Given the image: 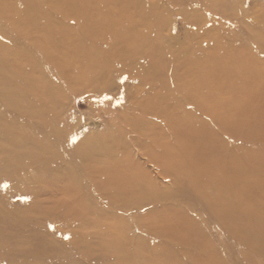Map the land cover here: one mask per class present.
Masks as SVG:
<instances>
[{"label":"rangeland","instance_id":"1","mask_svg":"<svg viewBox=\"0 0 264 264\" xmlns=\"http://www.w3.org/2000/svg\"><path fill=\"white\" fill-rule=\"evenodd\" d=\"M4 1L35 19L28 29L0 14L13 36L0 33V264H264V164L246 157L264 160V44L253 42L264 0ZM188 99L230 107L233 118L216 121L241 146L236 178L210 149L188 143L192 153L159 167L132 143L134 128L155 122L142 138L165 157L178 132L165 114L202 113ZM97 143L125 155L127 176L107 170L111 159L89 150ZM125 177L132 188L121 193Z\"/></svg>","mask_w":264,"mask_h":264},{"label":"bare ground","instance_id":"2","mask_svg":"<svg viewBox=\"0 0 264 264\" xmlns=\"http://www.w3.org/2000/svg\"><path fill=\"white\" fill-rule=\"evenodd\" d=\"M203 1H206L208 3L211 2V0H203ZM9 8V9H8ZM12 9V10H11ZM27 11V12H26ZM25 11V15L23 17H19L17 15V12L15 11L14 9V4L10 1L6 2L4 0H0V14L2 15L1 17L2 18H8L9 14H14L15 16V19L12 20V24H21L22 26L25 24V26L29 29V20L31 21L32 18L35 19L34 17L32 18H29V9H27ZM4 12L6 13V16H4ZM185 13V17L186 19L190 20H194L196 18H192V16H190L189 14V11L187 12H184ZM64 15V14H63ZM4 16V17H3ZM190 17V19H189ZM6 20V19H5ZM195 23V22H194ZM198 25L200 24V22H196ZM47 27V26H45ZM43 31L46 33V34H52L53 30L51 29V27H48V28H45L43 29ZM0 33L1 35L4 37V38H7V39H13V36H11V34L5 32L4 30H0ZM253 42H257L258 45H263L264 44V37H260L259 39L255 38ZM6 45L1 43L0 44V48H4ZM224 50V51H227V50H232V52L234 53V48L231 46V45H228V48H222L220 45L218 48H216V52L219 51V50ZM228 52V51H227ZM226 52V53H227ZM232 52H229V55H232L233 53ZM219 53V52H218ZM236 55V52L234 53ZM245 54H248L247 58H245V62L246 63H252L253 60L249 57L251 56L252 54L250 53H245ZM214 55H217V54H214ZM213 55V56H214ZM16 56L15 54L12 55V57L8 58V60H15ZM218 58V57H217ZM0 59H1V56H0ZM68 60V59H67ZM182 64L183 63H186V64H191V61L187 60V59H183L182 61ZM195 63V65L198 67V68H201L202 67V61H193ZM212 62V61H211ZM226 63H228L226 61ZM161 68V67H160ZM3 69V68H2ZM161 70V69H159ZM3 71V70H1ZM63 73V72H62ZM199 84H197L196 86L200 85V83H202V79L201 81L197 82ZM238 87V86H237ZM212 96V95H211ZM221 94H219L218 96H214V97H220ZM211 99H216V98H211ZM171 100V104L172 102L175 100V99H170ZM169 100V101H170ZM188 100H192L195 107L197 109H199L202 113L201 115H198V114H194L193 111H190V112H183L182 110V106L181 105H174L173 108L171 109V112L165 114V118L167 116L170 117H176V122L173 123L175 125V127L178 129V132H177V140L175 142H172V141H168V143L165 145V147H167V155L163 158H159L158 154L153 151L149 146H146V142L145 140L142 138V136L145 135L144 132L146 131H152L154 127V124H156L155 122H152V121H148V122H151L152 123V127H149L147 128V130L145 131V128L143 126H140V127H136L134 128V131H135V135L133 136V142L132 143H135V145H140L139 146V149L142 150V152H144L147 157H148V160L152 163H155L156 165H158L159 167L163 166V164L165 163L164 162V159L167 160V159H173V160H176L178 159L179 157H181L182 155H187L188 153H192V151H189L188 149V143L189 144H192L195 147H199V149L201 150H206L207 149H210V153L211 154H214V159L212 160L213 163H216V164H219V165H222L224 163H227L226 166V169H228V171H232L231 172V176H232V179L236 178L237 176V173L238 171L240 170V168L242 167L241 165V159H240V145H235L236 143H230L226 137L223 136V134H229V130L228 129L231 125H227L226 122L225 124H219L216 120H217V117H220L221 119H232L233 117V113H230L228 112L229 111V106H221L220 108L218 107L216 110H213L211 109V107L209 106V104L205 101V100H201L202 101V104L199 102V100L197 101L196 99H188ZM169 104V103H166V105ZM164 105V106H166ZM163 106V107H164ZM184 109V108H183ZM174 110V111H173ZM235 110V109H233ZM182 112V113H181ZM180 113V114H178ZM206 115V116H205ZM210 116V117H209ZM185 118H188V120H186ZM186 124H184V122ZM182 122L184 125H181V124H177V123H180ZM192 127V128H191ZM55 129V128H54ZM193 129V130H192ZM192 130V131H191ZM240 130V126H239V129L237 128L236 131H239ZM183 131V132H182ZM224 132L223 134H219V133H222ZM152 135V134H151ZM161 134L159 135H155L153 134L152 136H149L151 137V140H153V138H159ZM147 136V135H146ZM230 137H235V136H230ZM195 140V143H193V141ZM141 141H144V144H139ZM175 144V145H174ZM195 144V145H194ZM113 147H108L107 144L105 143H97V144H94L91 149H89L90 151L93 152V154H95V156H98V157H102L104 156L105 158H110L111 159V168L110 169H107V170H111V171H118L120 172L121 174H119V176H125L126 174H124L126 172V169L128 170V168H126L127 164L128 163H124L123 160L125 159V155H123V159L120 161L119 159L115 158L114 155H116V151H114L112 149ZM144 150V151H143ZM195 154V153H194ZM197 154V153H196ZM181 155V156H180ZM249 157L246 156L248 158V163L252 164L255 166V168L257 169V167L261 166L264 164V160H261V161H258L259 157L254 155V154H249ZM193 157V156H192ZM127 159H131L133 161V157H127ZM181 160V159H179ZM191 160V159H190ZM185 161V160H184ZM129 166H131L130 164H128ZM137 166H141V162L137 161ZM224 168V167H223ZM249 168V167H248ZM260 168V167H259ZM258 168V169H259ZM164 169V168H163ZM213 169V168H212ZM215 169H213L214 171ZM220 171V170H219ZM226 171V170H224ZM167 172V171H166ZM218 172V171H217ZM221 172V171H220ZM223 172V171H222ZM168 175V174H166ZM127 176V175H126ZM173 176V175H171ZM177 176V175H176ZM176 176L173 177L174 178H177ZM242 176V175H241ZM239 176V177H241ZM227 177V174L226 173H221V174H217V177H216V174H214V176H212V182L214 185H222L224 181V178ZM263 179V178H262ZM132 177L131 178H123L121 181H120V184H119V191L121 193H123V189H125L126 187L127 188H132V186L130 187V184L132 183L131 182ZM136 181V180H135ZM235 184L237 182H234ZM233 183V184H234ZM253 183L256 185V184H259V178L254 180ZM188 184V183H187ZM228 184V183H227ZM226 184V185H227ZM134 185V184H132ZM225 185V183H224ZM262 185V184H261ZM153 187V186H152ZM151 187V188H152ZM226 188V187H225ZM231 190V189H229ZM250 190V189H249ZM234 191V190H233ZM242 191V190H241ZM159 192V191H157ZM174 192V193H172ZM171 193L168 191L167 188H165L162 193L160 194L161 196H165L167 199L173 201L174 199H178V198H183V195L176 192V191H172ZM205 192H208V191H205ZM238 192V191H237ZM243 192V191H242ZM247 192V191H246ZM245 192V193H246ZM252 192V190H251ZM197 193V192H196ZM212 193V192H211ZM222 193V192H221ZM250 193V192H249ZM234 194V193H233ZM262 194V193H261ZM197 195L203 199V200H206L207 199V194H205L203 191L200 192V194L197 193ZM227 195V194H226ZM218 196V195H217ZM229 196V194H228ZM238 196V195H236ZM262 196V195H260ZM159 196H157L156 198H158ZM235 197V196H234ZM239 197V196H238ZM125 200L126 197L124 198ZM238 199V198H237ZM228 200V199H227ZM230 200V199H229ZM261 200V199H260ZM139 203H142L143 202V199L142 198H139L138 199ZM259 201V200H258ZM129 202V201H128ZM228 202V201H227ZM255 202V201H254ZM252 203V202H251ZM1 205V204H0ZM219 205V204H218ZM222 205V204H221ZM219 205V206H221ZM227 205V203L225 204ZM237 207V206H236ZM216 208V207H215ZM248 208V207H247ZM244 209V208H243ZM249 209V208H248ZM255 209V207H254ZM180 209H176V217H177V220L178 223L180 224H185V220L182 219V217L180 216L179 214V211ZM230 210V209H229ZM235 211V210H234ZM239 211V210H238ZM252 211V210H251ZM0 212L3 213V210L1 209L0 207ZM247 212V211H246ZM229 214V213H228ZM234 214V213H233ZM4 215L0 213V224L2 223V218L1 216ZM224 216V215H223ZM248 217V216H247ZM10 221V220H9ZM229 223V222H228ZM176 226V225H175ZM221 227V226H220ZM171 230H174V228H171ZM170 230V231H171ZM165 238H169L167 236H165ZM169 240H172V239H169ZM2 241V240H0ZM3 242V241H2ZM202 245L203 244H206L205 242L201 241ZM205 248V252L207 253L209 250H207V246H204ZM168 251L169 248L167 249ZM171 252V251H170ZM169 253V252H168ZM169 255V254H168ZM161 261H169V260H166V259H163L162 258H159L158 262H161Z\"/></svg>","mask_w":264,"mask_h":264},{"label":"snow or ice","instance_id":"3","mask_svg":"<svg viewBox=\"0 0 264 264\" xmlns=\"http://www.w3.org/2000/svg\"><path fill=\"white\" fill-rule=\"evenodd\" d=\"M5 187H7V185H5Z\"/></svg>","mask_w":264,"mask_h":264}]
</instances>
